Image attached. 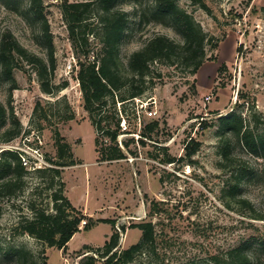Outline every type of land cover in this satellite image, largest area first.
<instances>
[{"label": "rangeland", "instance_id": "obj_1", "mask_svg": "<svg viewBox=\"0 0 264 264\" xmlns=\"http://www.w3.org/2000/svg\"><path fill=\"white\" fill-rule=\"evenodd\" d=\"M6 1L0 0V40L10 30L24 47L47 60L48 38L29 11V1ZM63 1L43 0V11L55 47L54 81L66 80L68 86L54 95L43 92L34 67L24 62L13 71L18 87L10 99V82L0 69V102L7 114L13 110L22 126L18 137L4 142V131L15 121L0 117V152L19 151L25 166L23 189L0 199V264H16L14 251L20 248L30 250L38 260L45 258L48 264H80L86 254L104 264L106 257L85 244L103 248L118 231L116 249L124 250L141 239L142 230L131 227L136 222H151L155 237L126 264H214L213 255L225 258L230 248L247 242L251 264H264V148L255 153L224 133L220 122V116L240 115L255 136L264 135V0H205L211 14L190 0H179L209 35L221 39L218 48L207 46L208 55L217 59L207 60L196 74L182 64L152 63L147 90L138 97L144 104L151 99L149 105L157 113L149 116L141 111L134 98L123 105L117 100L118 116L122 112L128 128L119 126L116 141L110 140L105 127L115 129V119L106 118L103 128L96 129L84 108L78 65L67 71L71 56L77 63L79 56L62 15ZM152 1L143 0L141 9L129 0L118 4L129 14L120 45L124 64L154 35L183 41L172 26L140 18L136 10L146 11ZM90 42L92 56L100 44L92 35ZM222 63L226 69L219 72ZM70 114L73 118H66ZM101 114H113L110 102ZM203 119L211 126L202 128ZM153 121L158 126L150 131L147 126ZM143 130L151 137H143ZM56 132L69 143L71 159L58 157ZM191 138L201 146L188 159L183 157L184 146ZM111 145L121 148L125 157L104 159ZM163 148L183 159L165 162ZM22 156L28 158V165ZM56 160L77 163L62 167L54 164ZM44 167L59 168L62 173L53 177L48 170L41 176L36 169ZM61 183L63 195L80 208L84 219L97 222L84 229L82 220L81 230L65 251L48 246L21 227L33 215L31 203L53 211L52 194L60 190ZM229 189L235 190L236 197L228 195ZM100 218L115 224L100 222Z\"/></svg>", "mask_w": 264, "mask_h": 264}, {"label": "trees", "instance_id": "obj_2", "mask_svg": "<svg viewBox=\"0 0 264 264\" xmlns=\"http://www.w3.org/2000/svg\"><path fill=\"white\" fill-rule=\"evenodd\" d=\"M6 1L10 4L11 0ZM29 11L32 12L40 22L42 31L47 39L48 59L45 60L36 53L24 47L10 30H6L0 40V69L3 75L10 82V99L12 90L18 87L16 79L13 76L15 68L23 67L26 62L34 67L42 91L54 95L68 86V81L56 83L54 73L56 71L55 47L50 35V25L43 11V0H28ZM120 1L127 0H65L61 4L63 18L68 26L71 41L78 53V72L77 78L82 91L84 108L89 112L92 123L96 129L103 128L102 122L111 117L115 119L116 128L112 129L106 125V134L111 141H116L119 133L120 116L116 109L117 100L125 104L128 99L138 97L147 90L145 82L151 75L150 65L156 61L167 65L182 64L190 69L192 74H196L207 60L217 59L215 55H208L207 46L218 48L221 39L209 35L196 20L193 13L179 5V0H153L146 11H138L141 19L144 21H157L163 25L172 26L178 34L182 36L183 41L177 42L166 35H154L139 49L135 50L127 64L121 61L120 45L124 37L125 28L129 14L126 10L119 7ZM136 5V8H142L143 0H129ZM193 4H198L208 13H212L205 0H190ZM264 10V7H263ZM94 19L98 24L94 23ZM95 24V25H93ZM90 35H92L98 44L99 51L91 56ZM92 57V59H91ZM226 69V64L222 63L218 70ZM123 88H125L123 90ZM122 91V92H120ZM125 91V93H123ZM112 104L113 114H101L108 103ZM44 118L48 115L44 112ZM99 116V117H98ZM0 117L2 121L10 118L15 125L7 128L2 141L9 142L21 134L22 126L16 118L13 110L10 115L7 114L5 106L0 102ZM66 118H73V114ZM221 129L224 133L229 132L241 141L245 146L259 154V150L264 148V135L255 136L250 128L244 124L240 115L230 114L220 116ZM202 128L211 126L210 122L203 119ZM158 126L157 121L151 122L147 126L152 130ZM58 157L72 158V151L69 143L62 140L59 132H56ZM143 137H151L150 132L142 131ZM141 142L145 143L144 138ZM98 139L96 140V143ZM128 145V142H126ZM201 142L191 138L184 146V158L191 157L199 150ZM166 152L165 162L172 163L183 159L176 158ZM104 159L114 160L124 158V153L117 145H111L107 148ZM224 156L228 158V153ZM76 160L68 162L56 160L54 164L58 166L75 165ZM79 163V161H78ZM50 171L53 177L60 176L62 171L55 167L37 168L36 171L45 173ZM25 166L20 158V152L14 149H4L0 152V199L4 195L15 194L24 187ZM54 181V178H53ZM54 183V182H52ZM63 183L60 184V190L52 194L53 211L40 209L31 203L30 207L33 215L22 222L23 232L28 233L48 246H56L65 251L69 241L74 234L81 230L80 224L85 214L76 207L72 201L62 193ZM236 189V188H234ZM235 190L229 189L228 195L231 198L236 197ZM246 203L245 200H238ZM248 204V203H247ZM247 207H250L248 204ZM0 206V217H1ZM91 217V216H90ZM86 221V220H85ZM98 221L115 224L114 220L109 218H100ZM97 222L90 218L86 221L84 229H90ZM131 227L142 230L141 239L124 250H117L119 244V233L114 231L105 241L103 248H93L85 244L86 248L102 257H106L104 264H126L133 260L135 253L154 240V227L151 222H136ZM264 244V242H263ZM248 242L230 248L225 258H219L213 255L214 264H251L252 260L248 254ZM16 264H48L43 258L38 260L35 255L24 248L14 251ZM80 264H97L93 254H86L82 257ZM195 264V263H194Z\"/></svg>", "mask_w": 264, "mask_h": 264}, {"label": "built area", "instance_id": "obj_3", "mask_svg": "<svg viewBox=\"0 0 264 264\" xmlns=\"http://www.w3.org/2000/svg\"><path fill=\"white\" fill-rule=\"evenodd\" d=\"M71 57H72V59L68 61L67 66H66L67 71H69V72L73 71L74 66L78 65L74 55H72ZM134 100L136 102H140V110L142 109L141 111H145V113H147L149 116L155 115L157 113L149 105V101L152 102L151 99L146 104H144L143 101L139 97H134ZM119 103H121V102L119 101ZM137 111H138V108H137ZM120 117L122 118V120L119 121V126L121 129L126 130L128 128L127 119L122 115V112H120ZM135 117H136V115H135ZM137 119H138V121H141V119H142L139 111L137 112ZM35 150H37V149H35ZM22 158H23V161L25 164L28 165L30 163L28 158H26L25 156H22ZM85 222L86 221L83 220V225L85 224Z\"/></svg>", "mask_w": 264, "mask_h": 264}]
</instances>
